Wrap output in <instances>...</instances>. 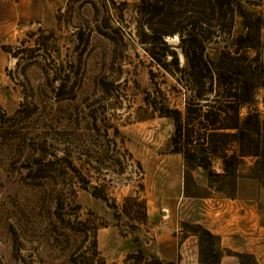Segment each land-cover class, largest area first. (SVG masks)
I'll return each instance as SVG.
<instances>
[{
	"label": "rangeland",
	"instance_id": "rangeland-1",
	"mask_svg": "<svg viewBox=\"0 0 264 264\" xmlns=\"http://www.w3.org/2000/svg\"><path fill=\"white\" fill-rule=\"evenodd\" d=\"M137 2L0 0V264H205V244L190 222L201 197L250 203L264 221V176L250 177L252 158L239 164L232 197L200 168L183 179L181 155L171 151L173 121L163 110L183 112L185 73L168 55L165 67L156 63L137 41ZM240 5L253 22L259 17L258 41L239 50L247 58L232 62L231 78L245 75L254 85L239 115L252 109L264 123V0ZM240 21L235 15L232 35ZM203 34L204 54L215 61L230 38L224 26ZM167 37L184 68L177 36ZM23 94L35 110L6 118ZM39 155L54 166L33 178L27 171ZM54 156L75 171L56 170L64 161ZM213 169L220 172L217 163ZM184 188L197 196H184ZM211 243L212 255L231 253L215 236Z\"/></svg>",
	"mask_w": 264,
	"mask_h": 264
},
{
	"label": "trees",
	"instance_id": "trees-1",
	"mask_svg": "<svg viewBox=\"0 0 264 264\" xmlns=\"http://www.w3.org/2000/svg\"><path fill=\"white\" fill-rule=\"evenodd\" d=\"M241 0H138L136 11L139 15L135 35L137 41L145 46L146 53L158 64L165 67L168 62L175 71L185 73L183 77L188 95L183 103V112L164 109V115H169L173 121V132L170 135L171 151L179 153L184 167L183 179L187 180L190 171L200 168L206 171L207 177L212 181H219V188L228 186L227 196L232 197L236 190L238 166L243 158H252L250 177L264 176V123L260 121L257 112L249 109L243 116L239 115L241 107L250 104L253 97L254 85L250 79L242 75L232 79L234 60H245V52L239 50L253 46L258 41L259 17L249 19L242 11ZM190 16L177 19L181 13ZM235 15L241 18V30L235 35L231 34ZM253 22V23H252ZM206 26V27H204ZM209 26V27H208ZM211 26L221 28L224 26L229 43L219 51L217 59L210 61L204 54L203 33ZM209 28V29H208ZM177 36L180 53L185 67H179L177 55L169 48L165 37ZM232 48V50L229 49ZM160 51V52H159ZM167 55L169 60L165 63ZM14 56V55H13ZM226 59L229 62L225 61ZM246 66V65H245ZM64 83H59L55 94H62ZM14 110L9 119H25L32 114L36 104L26 95ZM5 118L0 110V119ZM39 148V147H38ZM34 169L27 171L33 178H42L54 162L39 157L33 159ZM56 161H64L56 170L69 168L75 171L72 162L65 157H56ZM218 164L220 172L213 169ZM78 174V173H76ZM79 176V174H78ZM82 183V179H78ZM94 190V188L92 187ZM184 196H197L189 194L186 188ZM192 231L199 234V243H204V251L209 254L214 238L210 232L198 224L191 226ZM92 253L96 255V240L91 241ZM243 261L242 255L233 253ZM152 264H162L156 258ZM202 262L205 259H200ZM72 264H86L71 259ZM166 264H175L168 261Z\"/></svg>",
	"mask_w": 264,
	"mask_h": 264
},
{
	"label": "crops",
	"instance_id": "crops-1",
	"mask_svg": "<svg viewBox=\"0 0 264 264\" xmlns=\"http://www.w3.org/2000/svg\"><path fill=\"white\" fill-rule=\"evenodd\" d=\"M199 199L198 206H202L198 207V219L190 222L202 225L218 239L220 247L231 251L222 252L205 264H264V221L257 216L253 205L236 198H222L214 203L208 197ZM233 253L247 257L241 261ZM179 264H182L180 260Z\"/></svg>",
	"mask_w": 264,
	"mask_h": 264
},
{
	"label": "flooded vegetation",
	"instance_id": "flooded-vegetation-1",
	"mask_svg": "<svg viewBox=\"0 0 264 264\" xmlns=\"http://www.w3.org/2000/svg\"><path fill=\"white\" fill-rule=\"evenodd\" d=\"M214 252L213 247L210 246L209 247V254H207L206 260L212 259V261L215 260L216 256L212 255V253Z\"/></svg>",
	"mask_w": 264,
	"mask_h": 264
},
{
	"label": "bare ground",
	"instance_id": "bare-ground-1",
	"mask_svg": "<svg viewBox=\"0 0 264 264\" xmlns=\"http://www.w3.org/2000/svg\"><path fill=\"white\" fill-rule=\"evenodd\" d=\"M170 39H172V38H170ZM176 39V37L173 39V40H175ZM172 41V40H171Z\"/></svg>",
	"mask_w": 264,
	"mask_h": 264
},
{
	"label": "water",
	"instance_id": "water-1",
	"mask_svg": "<svg viewBox=\"0 0 264 264\" xmlns=\"http://www.w3.org/2000/svg\"><path fill=\"white\" fill-rule=\"evenodd\" d=\"M212 261V259H209V262H211Z\"/></svg>",
	"mask_w": 264,
	"mask_h": 264
}]
</instances>
